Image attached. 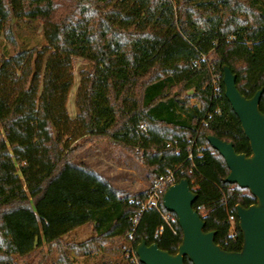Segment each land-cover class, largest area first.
I'll list each match as a JSON object with an SVG mask.
<instances>
[{
    "label": "trees",
    "instance_id": "trees-1",
    "mask_svg": "<svg viewBox=\"0 0 264 264\" xmlns=\"http://www.w3.org/2000/svg\"><path fill=\"white\" fill-rule=\"evenodd\" d=\"M223 2L228 20L209 60L205 48L184 37L172 0H0V34L13 46L11 28L25 20L41 23L44 38L40 48L14 47L12 53L0 54V264H16L20 255L7 219L21 212L47 227L46 250L28 264H44L54 249L57 264H76L70 252L88 253L92 246L118 253L128 242L135 252L141 240L176 252L181 229L177 219L171 226L164 223L162 202L159 210H141L132 223L149 188L131 195L110 188L115 196L110 203L86 208L91 234L78 242L58 235L37 212L68 168L104 183L88 167L71 161L78 145L69 146L83 137L108 139L135 155L146 167L150 185L171 170L176 182L187 178L195 186L193 208L204 220V230L215 232L221 248L241 249L235 206L247 207L255 198L225 181L226 163L206 136L250 153L223 94L222 65L236 74L244 96L264 86V33L258 34L259 26L264 28V0ZM181 3L197 21V8L188 0ZM239 13L250 18V42L235 32ZM73 57L91 63L78 72L74 119L67 110ZM259 108L264 113V89ZM184 263L192 264L187 258Z\"/></svg>",
    "mask_w": 264,
    "mask_h": 264
},
{
    "label": "rangeland",
    "instance_id": "rangeland-1",
    "mask_svg": "<svg viewBox=\"0 0 264 264\" xmlns=\"http://www.w3.org/2000/svg\"><path fill=\"white\" fill-rule=\"evenodd\" d=\"M176 19L184 37L209 52L212 58V46L215 38L222 33L221 28L227 22L224 14L223 0H188L198 11L197 21L192 12L184 10L181 0H172ZM194 12V11H193ZM250 18L239 13L235 32L250 42L247 28ZM13 46L0 34V54L12 53L14 47L20 49L40 48L44 44L42 25L35 20H25L14 24ZM264 28L259 26L258 34ZM91 63L81 57H73L74 84L69 92L67 110L72 119L75 118L74 94L79 80L80 69H88ZM78 145L72 152L71 161L81 164L95 172L104 183L76 168H68L66 172L51 186L43 201L36 207L50 221L52 229L61 237L76 242L85 240L91 231L87 225L85 210L90 206H105L115 197L111 189L121 194L133 193L150 188L147 169L138 158L125 148L105 138L83 137L70 144ZM66 152V149H63ZM13 239L19 248L20 255L15 258L16 264H28L39 250H46L47 227L36 216L25 212L15 214L7 219ZM132 246L125 242L123 250L116 253L104 247L92 246L88 253L70 252L76 264H137L133 261ZM44 264H57L55 249L47 253Z\"/></svg>",
    "mask_w": 264,
    "mask_h": 264
},
{
    "label": "water",
    "instance_id": "water-1",
    "mask_svg": "<svg viewBox=\"0 0 264 264\" xmlns=\"http://www.w3.org/2000/svg\"><path fill=\"white\" fill-rule=\"evenodd\" d=\"M223 94L236 114L246 137L250 153H238L230 141L207 135L209 145L224 159L228 168L225 181L246 188L255 198L247 207L236 204L238 228L242 234L239 251H227L214 241V231H205L204 220L193 208L197 194L187 178H180L163 192V207L175 214L181 229V242L175 253H169L156 243L141 240L135 255L142 264H264V113L259 101L264 86L250 97L236 86V74L222 65Z\"/></svg>",
    "mask_w": 264,
    "mask_h": 264
},
{
    "label": "built area",
    "instance_id": "built-area-1",
    "mask_svg": "<svg viewBox=\"0 0 264 264\" xmlns=\"http://www.w3.org/2000/svg\"><path fill=\"white\" fill-rule=\"evenodd\" d=\"M202 58L204 59L205 56L203 55ZM198 150H202V147H198ZM175 174L174 171H168L166 174L160 176L158 179H156L152 185L149 188V192H148V196L147 199L144 201V203H142V206L140 208V210L136 213H134V215L132 216L131 220L133 225H135L140 217L141 214V210L147 208V207H155L159 210V205L160 202H162V195L164 190L171 184L175 183ZM193 189L195 188V186H191ZM160 215L164 221L165 224H167L168 226H171V224L175 221V216L172 212L166 211V212H161L160 211ZM228 220L230 221V223L232 224L234 217L232 214H229L228 216ZM160 229H157L155 231V236L158 235V233L160 232ZM173 232H175L173 230ZM133 261H135L136 263L138 262V259L135 255V253L133 254Z\"/></svg>",
    "mask_w": 264,
    "mask_h": 264
},
{
    "label": "crops",
    "instance_id": "crops-1",
    "mask_svg": "<svg viewBox=\"0 0 264 264\" xmlns=\"http://www.w3.org/2000/svg\"><path fill=\"white\" fill-rule=\"evenodd\" d=\"M68 240H70V239H68Z\"/></svg>",
    "mask_w": 264,
    "mask_h": 264
}]
</instances>
